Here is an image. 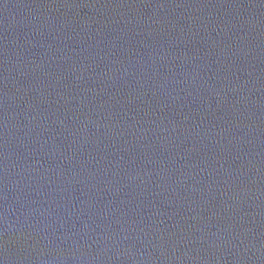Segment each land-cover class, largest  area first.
I'll use <instances>...</instances> for the list:
<instances>
[{
  "label": "water",
  "instance_id": "water-1",
  "mask_svg": "<svg viewBox=\"0 0 264 264\" xmlns=\"http://www.w3.org/2000/svg\"><path fill=\"white\" fill-rule=\"evenodd\" d=\"M0 264H264V0H0Z\"/></svg>",
  "mask_w": 264,
  "mask_h": 264
}]
</instances>
